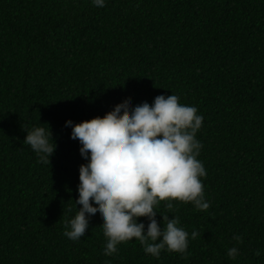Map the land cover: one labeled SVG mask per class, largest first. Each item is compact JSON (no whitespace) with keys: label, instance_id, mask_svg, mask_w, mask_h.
<instances>
[{"label":"trees","instance_id":"trees-1","mask_svg":"<svg viewBox=\"0 0 264 264\" xmlns=\"http://www.w3.org/2000/svg\"><path fill=\"white\" fill-rule=\"evenodd\" d=\"M173 93L204 118L210 207L157 213L199 232L187 258L135 238L105 256L99 214L79 241L64 236L87 163L66 121ZM35 126L51 128V163L24 143ZM0 264H264V0H0Z\"/></svg>","mask_w":264,"mask_h":264},{"label":"clouds","instance_id":"clouds-1","mask_svg":"<svg viewBox=\"0 0 264 264\" xmlns=\"http://www.w3.org/2000/svg\"><path fill=\"white\" fill-rule=\"evenodd\" d=\"M92 4L103 8L106 0H92ZM179 99L174 93L162 94L151 104L145 101L136 106L129 100L103 116L79 123L66 121L65 126L72 128L71 138L82 145L80 153L87 163L79 169L75 200L82 207L65 224L64 236L79 241L90 218L99 214L105 256L118 254L121 243L135 238L145 254L155 258L164 250L187 258L189 239L195 240L199 232L189 234L178 216L162 213L163 227L157 220L161 201H167L169 209L174 208L173 201L192 203L199 211L210 207L202 179L207 172L198 159L203 146L196 138L204 118L195 106L181 104ZM25 129L24 143L39 162L51 163L57 149L51 128ZM141 217L149 221L147 228ZM233 239L243 243L239 235ZM238 255L237 247L227 251L231 259Z\"/></svg>","mask_w":264,"mask_h":264}]
</instances>
